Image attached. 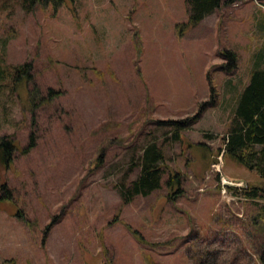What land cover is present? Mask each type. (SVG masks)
<instances>
[{
  "label": "rangeland",
  "instance_id": "obj_1",
  "mask_svg": "<svg viewBox=\"0 0 264 264\" xmlns=\"http://www.w3.org/2000/svg\"><path fill=\"white\" fill-rule=\"evenodd\" d=\"M23 4L0 0V65L31 63L35 81L0 88V137L18 146L0 165V264H256L264 232L240 191L264 180L225 155V138L264 56V0L196 27L186 0ZM34 88L49 97L35 116ZM200 112L179 142L156 124ZM152 142L163 188L125 205L117 186Z\"/></svg>",
  "mask_w": 264,
  "mask_h": 264
},
{
  "label": "trees",
  "instance_id": "obj_2",
  "mask_svg": "<svg viewBox=\"0 0 264 264\" xmlns=\"http://www.w3.org/2000/svg\"><path fill=\"white\" fill-rule=\"evenodd\" d=\"M49 1L54 2L56 8L62 5L63 0H24V8L33 12L40 6H46ZM239 0H186L188 5L189 20L188 25L196 27L207 16L211 15L222 6L233 4ZM235 56L232 51H227L223 57L229 58ZM4 62V58L2 59ZM258 69L252 73L251 84L245 90L242 96L236 115L232 121V128L229 129L226 144L225 155L231 157L238 165L256 172L264 180V56L259 61ZM33 66L26 63L19 66L0 65V88L10 87L13 91L17 88H25L35 81L32 77ZM214 90V88H212ZM31 98L32 113L35 116L36 110L46 103H49V97L42 96L36 88L28 91ZM202 112L193 118L156 122L160 128L170 127L173 130L172 139L179 142L182 133L190 129L201 118ZM17 138L14 136L0 137V165L8 166L14 161V155L18 150ZM19 144V143H18ZM36 136L31 132L28 146L23 152L28 153L35 148ZM166 161L165 153L156 142L148 144L143 149L140 158L141 172L135 180L122 182L117 186L120 190L122 201L125 205L131 204L138 197H148L156 191L163 188L166 171L163 167ZM170 176V175H168ZM180 174L171 175L165 181L170 189L175 188L171 200L176 201L179 194L183 191ZM4 189L5 186H3ZM237 190V188H236ZM9 192V191H8ZM241 195L256 207L257 215L254 216L252 224H259L264 232V185L243 187ZM128 229L139 239L132 228ZM262 232V233H263ZM259 254L256 264H264V245L258 248Z\"/></svg>",
  "mask_w": 264,
  "mask_h": 264
},
{
  "label": "crops",
  "instance_id": "obj_3",
  "mask_svg": "<svg viewBox=\"0 0 264 264\" xmlns=\"http://www.w3.org/2000/svg\"><path fill=\"white\" fill-rule=\"evenodd\" d=\"M211 15L207 16L204 20H206L208 17H210ZM226 83L230 82V79H227L226 81H224Z\"/></svg>",
  "mask_w": 264,
  "mask_h": 264
}]
</instances>
